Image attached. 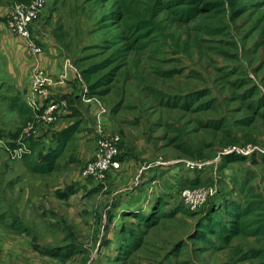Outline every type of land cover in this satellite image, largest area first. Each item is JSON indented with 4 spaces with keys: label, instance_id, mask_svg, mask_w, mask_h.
Instances as JSON below:
<instances>
[{
    "label": "rangeland",
    "instance_id": "374dc122",
    "mask_svg": "<svg viewBox=\"0 0 264 264\" xmlns=\"http://www.w3.org/2000/svg\"><path fill=\"white\" fill-rule=\"evenodd\" d=\"M33 1L28 5L29 10L36 5ZM252 1L238 17H234L227 6V12L222 13L224 36L204 38L196 44L184 45L191 36L192 24L180 27L172 23L168 12L154 19L152 8L158 3L157 0H122L126 13L125 28L137 24L141 18L154 20L161 23L166 38L161 39L160 35L157 38L159 42L153 44L150 51L143 55L134 53L126 64L121 61L113 63L106 70H98L115 50L116 45L110 42L122 30L107 29L108 25L105 24L110 6H101L106 0H54L39 18L30 23L27 30L29 39L11 34L8 30L9 20L6 19L13 3L14 6L24 4L19 0H0V139L6 144V148L0 149V167L3 168L7 162L4 168L13 175V171L19 167L17 162L12 161L21 158L26 150L31 153L28 150L31 139L43 141L41 148L33 151V156H46L56 147V135L53 133H59L68 123L82 118L79 125H82L83 132L79 131L66 143L59 160L61 164H57L51 175L43 177H49L51 183H55L56 179L62 188L66 184L82 181L89 184V190L80 187L69 201H58L57 213L51 214L52 219H56L51 236H44L45 230L42 229L40 240L50 248L75 242L76 249L58 251L63 255L71 253V256L58 255L57 258L48 259L23 246L26 248L22 251L26 252V258L7 264H250L252 257L246 255L264 248L262 237L241 234L229 246L218 244V248H213L211 245L214 243L198 241L197 234L202 218H206L210 211L223 207L225 200H234L243 205L248 198L264 197V119L254 118L258 116L246 110L248 102L238 98L246 96L247 89L261 91L255 95L256 99L264 97V7ZM50 42L57 45L61 55H65L64 62H70L83 81L86 80V92L84 89L82 96H93L88 92L89 85L104 80L101 92L94 96L98 97L99 105L108 109L109 113L101 112L102 117H107L112 123L110 126L109 123L105 127L96 125V132L93 127L98 118H94L90 111H82V116L75 120L61 119V123L57 122L52 127L50 125L54 121L43 123L44 120L35 115L31 120H26L11 114L9 107L16 96H27L25 100L28 103L29 96H33L32 91L43 86L52 94V70L55 69H52L51 61H45L44 55V46ZM229 42L238 46L239 59L222 55L224 51L235 53L236 48L230 46ZM31 43L42 49L39 57L29 55L27 50ZM176 43L181 45L176 47ZM116 68L114 76L108 78L107 74ZM257 68L262 71L257 72ZM82 70L86 72L84 76ZM66 80L65 75L60 78L61 83ZM240 81L248 85H239ZM204 89L210 90V95L194 99ZM106 90L109 94L102 100L99 96H104L102 92ZM57 92L59 96L66 95L68 85ZM47 97L43 99L44 107ZM192 97L193 101L190 100ZM52 102L57 103L55 100ZM185 102H188V108L181 107ZM205 102L214 105L202 111L200 106ZM170 103L175 106L167 105ZM110 107L116 110V114L110 111ZM261 114H264V109H261ZM247 118L249 125L242 127ZM220 120H228V124L221 129L209 124H220ZM30 124L34 126V131H39V136L25 134ZM99 127L103 133H99ZM88 129L92 133L86 135ZM112 134L122 138L118 145L119 156L122 151L125 154L129 147L134 149L135 156L142 157L140 159L146 162L151 157L153 162L154 158L160 156L168 158V161H180L181 164H173L177 173L170 170L167 175H158V191L152 182H148V177H151L147 175L148 169L142 170L145 162L134 158L129 159L130 166H124L123 161L119 160L123 163V170L113 171L105 185L97 186L90 180H84L86 165L94 159L90 156L93 144L97 147L100 138ZM91 135L92 138H88ZM123 141L126 143L123 144ZM162 145L166 149L160 148ZM248 149L252 151L248 155H239L237 151ZM14 150L19 153L13 154ZM220 155L231 160L226 167L217 166ZM72 160H77L78 164L72 163ZM190 162L204 165L201 177L200 169L191 171L185 167ZM200 178L204 182L199 188L211 191V194L203 205L192 210L184 204L186 199L180 196V192L187 188L194 189L193 185L198 186ZM250 181L249 186L240 187V183L245 185ZM138 182L150 183L146 185V195L133 192ZM2 186L3 181L0 180V188ZM250 186L253 189L248 191ZM94 188L96 190L92 194L90 191ZM151 188L155 192L150 191ZM12 191L16 194L15 189ZM3 193L0 191V198ZM119 193L122 194L120 197ZM159 193L160 204L166 203L161 208L168 216H160L149 227L142 226L137 219L123 216L122 212L131 208L140 210L147 205L150 208L143 215H150ZM100 219L99 227L95 221ZM63 225L74 228V233L66 235ZM124 225L131 232L130 237L137 239L139 244L137 251L129 257L121 255L123 245L119 234ZM120 256H123L122 259ZM257 262L259 259H256Z\"/></svg>",
    "mask_w": 264,
    "mask_h": 264
},
{
    "label": "trees",
    "instance_id": "16d2710c",
    "mask_svg": "<svg viewBox=\"0 0 264 264\" xmlns=\"http://www.w3.org/2000/svg\"><path fill=\"white\" fill-rule=\"evenodd\" d=\"M22 3L29 4L33 0H19ZM122 0H106L105 4H102V7L107 8L106 5L110 6V12L106 18V24L108 25L107 29H122L120 32L115 34L113 40L110 42L116 45L115 50L102 62V64L98 67V70H106L112 65L113 63L121 62L126 64L128 59L132 57L134 53L138 55H143L147 51H150L153 44L159 42L160 39H157L161 36V39L166 38V34H164V29L160 22H154V20H145L141 18L138 20L137 24L133 26H128L125 28L124 22L126 20V13L125 8L122 5ZM157 0V4L152 8V17L154 19L160 17L163 13H169L171 16L172 23L179 25L180 27L191 25L190 27V35L188 40L184 42V45H189L191 43L196 44L198 41L203 40L204 38H218L225 35V24L223 23V15L222 13L227 12V6L231 8L233 11V16L238 17L240 16L245 7L250 3L252 0ZM14 2V1H13ZM256 5H260L264 7V0H253ZM53 3V2H52ZM104 3V2H102ZM14 4V3H13ZM11 5V7L13 6ZM10 7V8H11ZM50 13V12H49ZM7 19V17H6ZM114 23V24H113ZM116 23V24H115ZM181 43H176L175 46L179 47ZM229 45L236 48L234 54H230L229 52H222V55L227 57H233L235 59L238 58V46L234 44V42H229ZM113 49V47L111 48ZM117 71V68L112 70L108 73V78H112L114 73ZM257 72L262 71V69H256ZM86 72L82 70V74L84 76ZM85 80V79H84ZM86 82V80H85ZM84 82V83H85ZM104 80L97 81L96 84H90V88L88 87V92L93 94L91 97L98 98L94 95H99L101 92V88L103 87ZM243 84L244 86L248 85L245 81H240L239 85ZM246 96H238V98H242L243 101H247L246 110L250 111L252 114H256L258 117L254 118H263L264 114H261V109H264V97L256 99L255 95L259 92L258 90L254 89H247ZM250 90V91H249ZM196 94L195 98L192 97L190 100L193 101L194 99L204 98L210 95V90H202ZM261 92V91H260ZM259 92V93H260ZM104 96H99L103 100L109 93L106 91L102 92ZM200 95V96H198ZM81 96L80 92L78 91V95ZM14 98L9 110L11 109V114H16L17 116H21L26 118V120H31L33 118L34 112L29 104L26 102L24 96H16ZM24 99H23V98ZM185 100V98L183 99ZM187 101V100H185ZM185 105H182V108H188V102H185ZM216 101H214V104ZM212 102H205L200 106V109L204 111L208 107L213 105ZM167 105L175 106V104L170 103ZM111 108V107H110ZM73 117L78 119L82 116L81 111L78 107L74 105L73 107ZM110 111L116 114V110L111 108ZM80 118L79 121H81ZM79 121H74L68 128L62 130L60 133H53L56 135V147L52 149L50 152H47L46 156H41L39 158H35L33 156V151H37L41 148L43 141L41 139H33L29 140L28 142V151H24L22 153V157L20 160H23L26 169L31 173L38 174V175H50L54 172L57 168V159L62 156L64 147L66 143L77 133L79 132ZM249 118H247L244 122L245 124L242 127H247L249 125ZM219 123H209L210 125L219 126L221 129L224 125L228 124V120H220ZM243 122V123H244ZM52 127V126H50ZM210 127V126H207ZM46 134V133H45ZM43 136H45L43 134ZM38 138V137H37ZM44 139V138H43ZM166 147L167 144H166ZM220 160L218 161L217 166L219 167L228 165L231 160L228 159L225 155H220ZM119 160L122 159V155L119 156ZM210 160V159H209ZM206 161V160H205ZM204 163V162H203ZM200 171V172H199ZM196 171L195 173L199 172V176L203 175L204 167L202 170ZM196 177V176H195ZM202 182H204L203 178L198 180L197 185H193V188H199L203 186ZM251 181L245 185L240 183L241 188H245L249 186ZM253 189V186L248 188V191ZM71 193V192H70ZM60 196H64L61 192H59ZM254 196V194H251ZM163 197V196H162ZM161 196H158L153 207L152 213L148 216L143 215L146 212L150 205L145 206L144 208L138 209H130L127 212H122L124 217L130 219H137L141 222L142 226L149 227L153 225L155 222L158 221L160 216L166 217V215L162 210V202ZM241 202H235L234 200H225L224 206L219 209H214L207 214L206 218H202L198 225L197 239L200 242L206 243H214L211 245L213 248H218V244H225L230 245L232 240L239 235H248V236H260L264 239V197L261 199L257 196L255 199L248 198L244 204H240ZM134 211L140 212L138 214ZM186 212V211H184ZM187 213V212H186ZM175 213L171 214L174 215ZM157 217V218H156ZM101 220V219H100ZM98 222V221H97ZM99 223V222H98ZM64 232L67 234H73L74 228H68V225H63ZM130 230L124 225L120 230V240L122 241V254L126 257H129L133 252H136L139 248V244L137 243V239H133L130 237ZM211 237H214V240H211ZM104 240V239H103ZM76 249L75 242L66 243L54 248H50L48 250H44L43 252H48L51 255V258H57L58 255L68 257L71 256V253H67L65 255L59 254V250H68V249ZM245 251H242V253ZM43 253V254H45ZM77 253V252H75ZM74 253V254H75ZM123 256L119 258L122 259ZM246 257H252L249 259L250 264H264V248L260 250H254L250 255H246ZM256 259H259V262L256 263Z\"/></svg>",
    "mask_w": 264,
    "mask_h": 264
},
{
    "label": "crops",
    "instance_id": "0c3cea01",
    "mask_svg": "<svg viewBox=\"0 0 264 264\" xmlns=\"http://www.w3.org/2000/svg\"><path fill=\"white\" fill-rule=\"evenodd\" d=\"M44 47L46 50H44L45 61H51L53 63L52 69H55L52 70V72L54 73L51 79V83L54 89L52 91L51 98L54 99L58 105V109L54 114L55 120L50 126L55 125L57 122L61 123V119L63 120L64 118L75 120V118L72 116L74 112V105L78 107L81 112L90 111L94 118H98V120L95 121V125L93 127L95 128V130L98 128L96 127V125L99 124L101 125V127H105L109 123L110 126L112 123L107 120V117H102L103 112L109 113L108 109H105L102 107V105H99L97 98L82 96L85 89V84L82 76L79 72H76L77 70L75 68H72L70 62H64L66 59L65 55H61V51L59 50L57 45H54L50 42L48 46ZM71 62L73 64V61ZM63 75L67 77L65 83L60 82V78ZM67 85L69 88V92L66 95L59 96L60 93L57 91L61 88H66ZM78 91L80 92L81 96H76L78 95ZM69 94H72V96H69ZM73 94L75 96H73ZM26 97L27 96H24V98ZM101 110L103 112H101ZM99 117H101V119H99ZM71 124H73V122L68 123V126H66L65 129L68 128ZM59 131L61 132L62 130ZM79 131L81 133L83 132L82 125L79 127ZM99 131V133L104 132L100 127ZM113 131L115 130L113 129ZM96 132H98V130H96ZM89 133H92L89 129L85 131L86 135H88ZM39 135L40 133L38 131L36 136ZM92 136L93 135L88 136V138L91 139ZM124 143L126 142L123 141V144ZM93 145L94 149L92 154L90 155L92 157H94L96 150L95 144ZM125 147H128L127 144H125ZM160 148L166 149L163 145ZM128 149L129 150H125V154L124 151H122L121 161H123L124 166H130V163L128 162L129 159L142 158L140 156L134 155V149L129 147ZM61 157L62 156L57 159L56 164L60 163L59 160L61 159ZM140 160L143 161V163L145 162V167L142 168V170L148 169L149 172H147V175L153 177H148V182H152V184L155 185L154 187L158 188V191H160L159 186H156L157 183H159L156 181V179L159 177L158 175H167L170 170L175 174L178 171L173 166V163L177 162L176 160L168 161V158L166 159L162 156L157 157L156 159L154 158L153 162L152 157L148 160V162H146V160L144 159ZM12 162H17L19 167V169L17 170L18 172L13 171V175L9 173V170L7 168H4L7 162L6 164L4 163L5 165L3 166V168L0 167V180L3 181V186L0 188V191L5 192V194L3 193L2 198H0V264H7L13 261L24 260L26 258V252L22 251L27 247L30 248L34 253H38L43 257L51 259L50 253H42V248L44 246L45 250L50 249V246L47 245L45 241L40 240V238L43 236L42 229L45 230L44 236H51L52 230L56 227V219H52L51 214L57 211L56 207L58 201H69L71 197L80 190V187H82L84 190H89V184L86 185L85 181H82L81 183L76 184H66L62 188L58 186V182L56 179L55 183H51L49 177H43V175L29 172L28 169H26L23 160H20V158ZM71 162L78 164L77 160H72ZM69 165H71V163ZM153 170L154 173H152ZM24 184L26 186L22 187V185ZM149 184L150 183L142 184L138 182L134 187L133 192L136 191L138 195H146V192L148 191L146 185ZM12 189H15L16 194L13 193ZM95 190L96 188H94L90 192L94 194ZM150 191L155 192V189L151 188ZM59 192H61L64 196H60ZM121 195V193L118 194L119 197ZM158 195L161 196V193H159ZM98 222L95 221V223H97L100 227L101 220H99ZM23 246L26 248H24Z\"/></svg>",
    "mask_w": 264,
    "mask_h": 264
},
{
    "label": "built area",
    "instance_id": "2783aa9c",
    "mask_svg": "<svg viewBox=\"0 0 264 264\" xmlns=\"http://www.w3.org/2000/svg\"><path fill=\"white\" fill-rule=\"evenodd\" d=\"M54 0H34L36 5L33 9L29 10L28 5L26 3H22L24 5H15L8 10L6 15L9 27L8 30L10 33H15L20 37H24L29 39V33L27 30L29 29L30 23H32L35 19L40 17V14L46 9V6L52 3ZM7 26V21H6ZM29 49L27 50L29 55L32 57L38 56L41 53L42 49L37 48L34 43L28 45ZM39 57V56H38ZM48 83V82H47ZM46 90V91H44ZM86 92V89H85ZM33 96H29V106L32 108L36 117H38L43 123H52L55 120L54 111L55 108L58 109V105L53 104L52 101V94L49 92L44 86L40 87L38 90L34 89L32 91ZM41 95V96H40ZM46 96L48 100L46 106L44 107L45 100H43ZM39 97L41 99H39ZM56 109V110H57ZM28 133V134H27ZM27 136H31L32 134H37V130L34 131V126L30 124V127L26 130ZM122 138L118 134H112L110 137L100 138L97 141V147L95 150L94 159L86 165V168L83 172V178L85 180H90L97 186L105 185L109 179L110 175L113 171H120L122 168L121 161H119V143H121ZM6 148V144L4 141L0 139V149ZM22 151V149H19ZM242 154L248 155L252 151L251 149L248 150H237ZM233 151H231L232 153ZM19 153L18 150H14L15 155ZM220 160V157H218ZM218 160V161H219ZM217 161V162H218ZM215 162V163H217ZM173 164H181L180 161H177ZM212 165V164H211ZM185 167L191 171H195L197 169L202 170L204 165L197 163V162H190L186 163ZM211 194L204 189L201 188H194V189H183L180 192V196L186 199L184 203L187 207L191 208L192 210L196 209L197 207L203 205L208 196Z\"/></svg>",
    "mask_w": 264,
    "mask_h": 264
}]
</instances>
